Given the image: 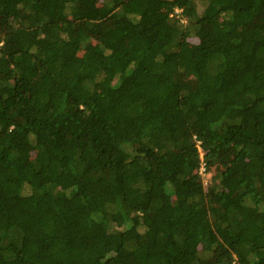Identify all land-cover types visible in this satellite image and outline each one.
<instances>
[{
	"label": "trees",
	"instance_id": "obj_1",
	"mask_svg": "<svg viewBox=\"0 0 264 264\" xmlns=\"http://www.w3.org/2000/svg\"><path fill=\"white\" fill-rule=\"evenodd\" d=\"M0 264H264V0H0Z\"/></svg>",
	"mask_w": 264,
	"mask_h": 264
},
{
	"label": "built area",
	"instance_id": "obj_2",
	"mask_svg": "<svg viewBox=\"0 0 264 264\" xmlns=\"http://www.w3.org/2000/svg\"><path fill=\"white\" fill-rule=\"evenodd\" d=\"M204 170H205V166H203V171H204ZM203 171H202V174H204Z\"/></svg>",
	"mask_w": 264,
	"mask_h": 264
},
{
	"label": "rangeland",
	"instance_id": "obj_3",
	"mask_svg": "<svg viewBox=\"0 0 264 264\" xmlns=\"http://www.w3.org/2000/svg\"><path fill=\"white\" fill-rule=\"evenodd\" d=\"M179 11V10H178ZM202 171H203V168H202ZM203 176H205L204 174H203ZM205 178H207V177H205Z\"/></svg>",
	"mask_w": 264,
	"mask_h": 264
},
{
	"label": "clouds",
	"instance_id": "obj_4",
	"mask_svg": "<svg viewBox=\"0 0 264 264\" xmlns=\"http://www.w3.org/2000/svg\"><path fill=\"white\" fill-rule=\"evenodd\" d=\"M203 175V174H202Z\"/></svg>",
	"mask_w": 264,
	"mask_h": 264
}]
</instances>
